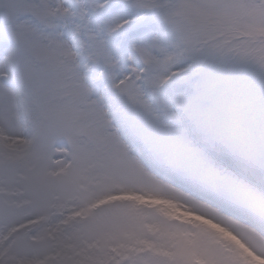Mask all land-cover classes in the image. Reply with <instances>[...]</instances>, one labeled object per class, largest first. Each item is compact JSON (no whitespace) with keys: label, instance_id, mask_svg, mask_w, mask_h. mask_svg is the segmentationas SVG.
<instances>
[{"label":"snow or ice","instance_id":"1","mask_svg":"<svg viewBox=\"0 0 264 264\" xmlns=\"http://www.w3.org/2000/svg\"><path fill=\"white\" fill-rule=\"evenodd\" d=\"M0 264H264V0H0Z\"/></svg>","mask_w":264,"mask_h":264}]
</instances>
